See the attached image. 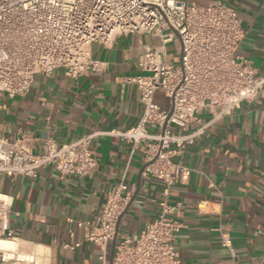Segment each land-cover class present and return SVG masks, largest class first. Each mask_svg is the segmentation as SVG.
Listing matches in <instances>:
<instances>
[{"label":"crops","instance_id":"obj_1","mask_svg":"<svg viewBox=\"0 0 264 264\" xmlns=\"http://www.w3.org/2000/svg\"><path fill=\"white\" fill-rule=\"evenodd\" d=\"M210 1L189 0L197 5ZM220 1L240 19L244 37L237 54L263 75L264 0ZM159 45L157 35L141 33L118 36L110 47L93 43L97 71L71 79L60 68L50 77L36 76L24 97L0 95V134L9 142L29 137L34 154L40 155L48 139L61 146L95 135L90 151L97 162L84 178H61L52 166L39 169L36 178L0 175V194L12 198L8 225L14 240L7 251L15 255L2 264H111L112 242L103 262L101 251L83 241L85 230L74 223L93 221L107 193L122 180L131 197L136 189L142 154L131 141L109 133L126 131L141 117L139 94L129 79L142 74L139 55ZM178 58L166 59L175 64ZM154 102L163 110L169 106L162 90L155 92ZM209 118L207 111L199 113V123L185 133L201 132L173 159L190 170L169 191V202L181 204L172 216L182 226L173 235V247L184 264H264V89L230 115L212 124ZM162 189L160 181L141 174L116 244L122 235L135 240L156 218ZM76 242H81L78 248H64Z\"/></svg>","mask_w":264,"mask_h":264},{"label":"built area","instance_id":"obj_2","mask_svg":"<svg viewBox=\"0 0 264 264\" xmlns=\"http://www.w3.org/2000/svg\"><path fill=\"white\" fill-rule=\"evenodd\" d=\"M137 33L160 38L158 47L139 55L142 74L129 79L138 91L142 115L130 129L109 134L138 148L142 176L160 181L163 189L156 218L135 240L118 238L111 264H184L172 244L182 227L172 216L181 204L169 202V191L190 170L173 159L193 144L201 129L185 132L199 123V113L207 111L212 124L255 100L264 89V74L257 76L237 54L244 33L233 8L220 0L206 5L189 0H0V95L24 97L36 76L50 77L60 68L71 79L97 71L99 65L91 58L93 43L110 47L116 37ZM175 42L179 58L169 64L165 45ZM157 90L169 100L167 110L154 102ZM94 137L84 135L61 146L48 139L44 153L36 155L29 137L9 142L0 134V175L36 178L39 169L52 166L61 178H84L97 166L90 151ZM130 198L122 180L107 193L93 221L67 219L85 230L83 241L101 251L103 262ZM11 206L12 198L0 194V242L14 240L8 225ZM14 259L0 249V264Z\"/></svg>","mask_w":264,"mask_h":264},{"label":"water","instance_id":"obj_3","mask_svg":"<svg viewBox=\"0 0 264 264\" xmlns=\"http://www.w3.org/2000/svg\"><path fill=\"white\" fill-rule=\"evenodd\" d=\"M143 169H144V167H142V169L140 170L139 176H138V178H137L136 189H135V191H134L132 197L130 198V201H129V203H128L126 209H125V211H126V210L128 209V207L132 204V202L134 201V199L136 198V196H137V194H138V191H139V188H140V176H141V174H142V172H143ZM125 211H124V212H125ZM124 212H123V214H124ZM123 214L119 217V220H118L117 225H116L115 235H114V238H113L112 243H111L110 261H111L112 258H113V254H114V250H115V245H116L117 234H118V228H119L120 220H121Z\"/></svg>","mask_w":264,"mask_h":264},{"label":"rangeland","instance_id":"obj_4","mask_svg":"<svg viewBox=\"0 0 264 264\" xmlns=\"http://www.w3.org/2000/svg\"><path fill=\"white\" fill-rule=\"evenodd\" d=\"M179 44L177 42H175L174 44L172 45H168L166 47V54L168 57L172 56V57H177L179 55ZM171 62V61H170ZM170 107V104L168 106V108ZM167 108V109H168ZM167 109H164V110H167ZM163 110V109H162ZM152 133H158L157 131H151Z\"/></svg>","mask_w":264,"mask_h":264},{"label":"bare ground","instance_id":"obj_5","mask_svg":"<svg viewBox=\"0 0 264 264\" xmlns=\"http://www.w3.org/2000/svg\"><path fill=\"white\" fill-rule=\"evenodd\" d=\"M13 243L11 241H1L0 242V249L7 250L12 249ZM25 259V258H22Z\"/></svg>","mask_w":264,"mask_h":264}]
</instances>
